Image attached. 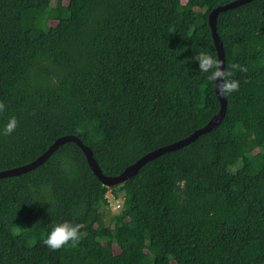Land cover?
I'll return each instance as SVG.
<instances>
[{
  "label": "trees",
  "instance_id": "obj_1",
  "mask_svg": "<svg viewBox=\"0 0 264 264\" xmlns=\"http://www.w3.org/2000/svg\"><path fill=\"white\" fill-rule=\"evenodd\" d=\"M232 0H0V170L77 136L105 175L218 112L196 54L217 50L209 12ZM54 22V23H51ZM238 90L211 130L104 185L67 141L0 177V264H264V0L218 13ZM123 192L117 213L108 191ZM81 238L51 249V226ZM117 246L119 251L114 250Z\"/></svg>",
  "mask_w": 264,
  "mask_h": 264
},
{
  "label": "water",
  "instance_id": "obj_2",
  "mask_svg": "<svg viewBox=\"0 0 264 264\" xmlns=\"http://www.w3.org/2000/svg\"><path fill=\"white\" fill-rule=\"evenodd\" d=\"M248 1L250 0H232L225 4H221L214 7L208 14V22L211 28L214 44L217 50V57L223 62L221 64V67H224V49L216 30V17L219 12L224 11L226 9L234 8ZM214 88L217 98L220 101V108L218 112L215 113L204 126L197 128L188 136H185L177 141H174L167 145H163L156 149L148 151L147 153L139 157L136 161L126 166L117 175H113V176L105 175L102 172L101 168L99 167L96 159L94 158L92 150L87 145H85L77 136L72 134H67L57 137L43 153H41L32 161L16 167L0 170V177L14 175L32 169L38 166L39 164L43 163L61 144L67 141H73L80 146V148L85 154L87 162L91 167L92 171L104 185L113 186V185L121 184L125 182L127 179H129L131 176H133L138 171V169L148 160L154 158L155 156L160 155L161 153L180 148L190 143L191 141L195 140L200 134L211 130L217 123L220 122L226 110V99L224 96L221 97L217 94L216 82L214 84Z\"/></svg>",
  "mask_w": 264,
  "mask_h": 264
},
{
  "label": "clouds",
  "instance_id": "obj_3",
  "mask_svg": "<svg viewBox=\"0 0 264 264\" xmlns=\"http://www.w3.org/2000/svg\"><path fill=\"white\" fill-rule=\"evenodd\" d=\"M195 62L198 64V71L207 74L209 81L216 82L217 94L221 97L234 93L238 90L239 81L233 78V70H245L241 65L233 63L229 68L221 67L223 63L217 56L205 51L196 54ZM5 104L0 102V113L5 110ZM17 118L11 116L0 129V134L10 135L16 129ZM79 225L70 221L55 223L51 226L43 243L51 249H59L71 243L75 246L81 238Z\"/></svg>",
  "mask_w": 264,
  "mask_h": 264
},
{
  "label": "rangeland",
  "instance_id": "obj_4",
  "mask_svg": "<svg viewBox=\"0 0 264 264\" xmlns=\"http://www.w3.org/2000/svg\"><path fill=\"white\" fill-rule=\"evenodd\" d=\"M68 0H62L63 3H67ZM56 2V0H52V5H54ZM54 23V22H51ZM106 197L109 201V210L106 211V216L109 217L111 214L117 213L123 203V192L117 193V195H115L114 193H111V191L109 190L106 194ZM114 250L116 252L119 251L117 246H114Z\"/></svg>",
  "mask_w": 264,
  "mask_h": 264
}]
</instances>
